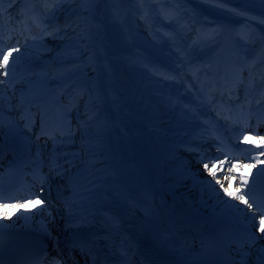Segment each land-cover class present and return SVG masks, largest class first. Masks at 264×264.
I'll list each match as a JSON object with an SVG mask.
<instances>
[{"label":"bare ground","instance_id":"1","mask_svg":"<svg viewBox=\"0 0 264 264\" xmlns=\"http://www.w3.org/2000/svg\"><path fill=\"white\" fill-rule=\"evenodd\" d=\"M225 5L248 15L263 19L264 21V0H228ZM30 7L31 4L28 0H23V2L11 7L7 3V0L3 4H0V10H6L2 23H0V31H2V28H5L11 30L10 32L13 34V37L18 36L15 42L10 41L5 45L4 51H8L13 47L19 49V52H13V57L19 56L14 67L12 65V58L9 61V68L12 69L14 74H10L8 77L0 75V81H6V83L0 85L5 97L3 102L4 127L0 130V144L3 145V159L0 160V167H16L20 170L28 168L24 167V162L28 160V153L23 151L19 137L21 135L30 137V135L24 129L25 122L16 118L15 113L17 109L20 108L23 111L28 109L32 113H37V105H39L41 109L48 110L49 117L56 111L62 109L65 112H70L67 118L73 119L76 125L82 123L80 121L81 117L79 116L81 113L87 112L88 120L89 116H94V119L88 123L87 134L85 135L81 129L76 132L75 136V142L79 145L78 150L81 151L83 160H85V163L93 165L91 172L97 177L95 191L89 209L94 213V223L88 228H77L79 224V208H73L72 215L69 213L68 205L73 202V193L74 191H79L76 187L78 181L72 176V173L76 171H73L66 173L62 179L59 177L61 183L66 188H69L59 190L50 185L51 182H56L53 177L48 178L47 184L45 185L46 190L43 193V197L58 194L59 199L68 202L64 206L59 205L58 208L56 207L57 211L54 209L53 211L51 210L55 218L54 222L52 217H49L47 213L34 215V213L39 211L38 208L34 205L26 204L24 209H0V213H8L7 216L0 214V225L6 226L3 227L2 231L11 228H21L26 231H34L48 235L42 229L41 222L43 221L48 226V230L51 233L48 237L51 238L54 246L57 244V238L64 240L65 244L63 245H65L66 249L61 250L57 258H66L68 260L72 258L75 251L80 250L79 247H72L73 243H79L88 237L91 228L94 230L99 227L100 223L107 224L106 215H110V217L113 215H121L120 217L123 220L125 215L126 224L124 223L122 228H120L117 236L118 239H123L127 244L129 243L132 255H137L139 248H147L151 252L149 255L151 256L152 254H157L156 248L161 245V243H157L158 237L154 239L156 247H149L145 243L143 244V239L140 242L136 240L137 232L139 233L141 231L138 239L143 236L142 229L145 228L147 222V204L144 202L141 192L149 189L158 203L165 220L177 233L175 236L176 239H180L178 244L174 242L169 247V258L176 259L180 256V251H185V255L187 253L188 257L192 256L194 258L193 250L198 253V248L203 247L204 240L208 245L217 243V248L221 251L219 254L220 262L218 264H231L233 258L239 259L235 253V244L229 245V241L233 238L236 240L248 239L249 230L252 226L251 217L255 215L258 220L260 215L256 211L252 212L247 210L237 214L221 203L211 188L203 183L207 179L216 185L215 179L209 175L203 164L208 163L211 167L212 163L218 165L220 160L225 159V154L221 155L217 151V143L223 149H225L224 143H230L232 151L237 153L240 152L239 149H248L247 146L249 144L251 145L250 148H253L250 141L245 142L243 139L242 141H235L236 139L232 137V133L236 132L239 135L242 132L248 133L250 130H256L255 133L250 134L264 136V104L257 103L261 92L264 90V84L257 87L254 92H249L248 94L251 103H256L255 105L250 104L251 116L247 119L248 127H245V118L241 116V106H243V112L245 114L249 111V104L245 100V95H242L241 100L239 99L237 101V96L240 98V94L245 92L243 86L238 90L240 91L239 93L233 92L231 101L225 95L223 97L224 107L221 108L219 104L213 106L207 103H201V100L206 99L205 93L208 92L209 88L207 86L204 87L203 85L205 83L200 80V90L201 88L204 89L200 98L193 93L194 90L188 87L185 88L181 96L184 99L182 105L185 104L191 108L192 112L196 115L195 120L172 128V125H169L166 119L161 104H158V98L153 93L151 94L150 88L152 85L149 79L138 97L141 105L139 112H136L138 123L133 122L128 125L127 133L130 139L128 140V151L120 153L118 148H121V145L117 143L120 140L117 136L119 129L115 123H111L112 117L107 109L109 107L108 100L106 101L105 98L108 91L111 94V89L109 90L108 86L104 85L102 78L96 73V67L100 61L95 57L94 53L96 52L94 51L97 48H101L105 53V58H109L108 54L110 53L113 55L115 52L118 54H127L128 47H126L127 45L123 39L122 46L120 45V41L119 43L114 42V39L119 37L120 33L115 28H111L112 17L105 8L106 0H103V2L97 5H92L91 17L86 23L81 25L85 31L84 39L80 43L84 50L86 49L85 59L88 66L83 69L80 75L81 77L79 76L81 79L76 80L73 85L74 87H72V91L79 98L77 101L78 104L77 106H73L67 102L69 105L63 104L62 106L65 107H59L56 110H52L54 108L49 105V100L56 94V89L58 91L61 86L52 85V92H50L46 85L34 76L42 70L52 69L59 64L61 59L57 57V54H59L61 46L68 43V37L72 34L68 35V33L61 32L55 38L47 37L42 35L40 31H33L34 27L31 29V33L26 34V31H22L24 25L20 22L18 13ZM68 7H66L64 12L59 14L58 19H62L67 13L70 14L67 11ZM84 15L88 14L85 13ZM10 17L11 23H9ZM92 24L97 25L96 29L92 28L95 32H90ZM230 25L224 30V36L221 39L222 46L228 44L225 36L231 35L232 33ZM18 31L22 33L16 34ZM24 35L29 36L22 42V36ZM3 36L5 37V35ZM40 38L43 39L42 42H38ZM2 44H5V41L2 40ZM46 47L52 48V55H45ZM154 47L152 45L149 51L157 60L161 61L159 65H162L161 69L165 70V64H163L161 57ZM90 56L93 59L89 63ZM220 60L221 66H223L230 60V54L221 56ZM119 62L122 64L112 63L111 59L107 61L111 69L115 70L114 72L120 76V80L127 82L129 81V76L124 70L125 63L123 59L121 61L119 60ZM107 63H104V65H107ZM118 66L120 67L119 69H117ZM168 69L175 72L171 67L167 68V71H169ZM22 71L25 72L22 73ZM187 78V76H184L181 78V81L186 83L185 80ZM87 79L93 85L91 91L82 86V83L84 84ZM23 90L25 92L21 95L22 93L20 91ZM111 91H115L118 96L117 98L120 99V103L124 108L128 107V102L125 100L123 92L120 89L116 87L115 90ZM11 92L17 93V100L13 102L11 99L12 111L9 112V97L13 94ZM90 97L91 102H89ZM220 99L217 95L216 100L220 101ZM21 101L23 102L21 103ZM229 107L230 109L232 108L230 111L228 110ZM20 114L18 117H20ZM9 117H12V119L9 120ZM225 117H229L230 119L224 120ZM233 121L237 122L233 123ZM36 123L40 124L39 115L36 117ZM149 126H155L163 131L162 138L168 141L170 145V150L166 155H162L160 151L147 143L148 140L145 135L147 134L146 129ZM20 130L23 131L21 132ZM37 132L38 130H35L34 134L37 135ZM36 135L33 138L30 137L32 141V155H35L37 145H39L44 159L47 161L52 144L48 142L47 147L42 146L41 142H39L40 140H36ZM82 136L84 137L83 140ZM223 139L226 140L224 143ZM89 148L95 151L96 155L93 156L89 152ZM259 151L261 149L253 148L250 152L240 153V162H254L253 158L256 157ZM201 157L204 158L203 163H198ZM259 159L264 161V157H259ZM85 163L80 168H83ZM227 167L228 165H225L223 171H217V178L221 179V182L227 187L224 177L226 175H235L237 177L236 181L233 182V187H235L239 184V173L233 172L229 174L227 173ZM262 168H264V163H257L256 167L248 173L249 185L245 191L250 189L247 198L253 204L254 210L257 202L264 204V172H260ZM43 169L44 173H50L46 165ZM186 177L189 179L194 178L193 180L196 182L195 186L189 183ZM31 185L36 186L35 183L33 184L31 182L30 184L28 182L27 185H24L23 182L20 184L23 190L25 188L28 189ZM39 186H36L38 190L35 189L37 195L40 194ZM190 187H195L200 194L197 202H192L183 195ZM69 189H71V192ZM216 189L224 200H229L228 197L223 196L220 185H216ZM230 202L232 204L239 203L235 200H231ZM113 205L114 207L111 208ZM118 206H120V210L117 209ZM239 207L242 209L245 208L243 204H239ZM21 213L26 216H32L33 218L30 220L22 219L20 218ZM256 235L260 234L256 233ZM151 236L152 234L146 236V239H150ZM161 239H159L160 242ZM261 247H264V239L257 240L251 249L245 248V251L250 252V255L247 257L248 264H256L257 250ZM54 253L55 251L53 250L52 254L55 255Z\"/></svg>","mask_w":264,"mask_h":264},{"label":"rangeland","instance_id":"2","mask_svg":"<svg viewBox=\"0 0 264 264\" xmlns=\"http://www.w3.org/2000/svg\"><path fill=\"white\" fill-rule=\"evenodd\" d=\"M70 7L78 6L71 5ZM105 8L112 17L111 28H115L120 33V36L114 39V42L119 43L120 41L122 46L123 39L127 45L126 47H128L127 54L115 52L113 55L110 53L108 54L109 58H105V53L101 48H97L94 51L96 52L94 53L95 57L100 61L96 67V73L100 75L104 85L108 86L109 90H115L116 87L120 89L128 102V107L124 108L115 91L110 90L111 94L108 91L105 95L109 106L107 109L112 117L111 123H115L119 129L117 136L120 140L117 143L121 145V148H118L120 153L128 151V140H130L127 133L128 125L133 122L138 123L136 112H139V107L141 106L138 97L149 79L152 85L150 88L151 94L153 93L158 98V104H161L166 119L169 125H172V128L195 120L196 115L191 108L185 104L182 105L184 103V99L181 97L182 93L188 87L194 90L193 93L200 98L202 96L200 80L205 83V76L203 73L197 75L195 70L207 67L209 64L215 68L217 63L221 64V56L230 54L231 57V53L238 52L239 56L245 57V62L255 76L256 89L262 85L260 77L264 76V64L260 63V61L264 60V55H262L264 53V42H261L260 37L264 36V23H261L263 19L235 10L228 5H224L222 8L217 7L212 0H106ZM237 13L240 14L237 15ZM169 15L173 18L169 19ZM75 19V13L72 15L67 13L62 19H58L55 22H47L50 25L49 31L52 30L51 24L63 26L66 22H71ZM92 25L90 32L94 31L92 28H97V25H93V27ZM229 25L232 33L225 36L228 44L225 45L224 49L218 48V43L224 36V30ZM214 28L222 29L218 39L212 44L201 42ZM36 30L40 31L38 28L33 31ZM67 31L69 32L61 31L72 35L68 37V43L61 46L60 52L57 54V57L61 59L59 64L52 69L42 70L34 76L39 78L50 92H52V85L61 86L58 91L56 89V94L49 100V105L54 109L66 103L65 99L72 102L71 105L77 106L79 98L72 91V87H74L76 80L81 79L80 75L87 63L85 59L86 51L80 43L81 40L76 39V34L71 29ZM249 34L255 43L252 40H247ZM42 40L40 38L38 42H42ZM12 41H15V37ZM152 45L155 46L154 48L161 57L163 64H165V70L161 69L162 65H159L161 61L150 53L149 48ZM44 53L45 55H52V48L46 47ZM108 59H111V62L115 64H120L119 60L123 59L125 63L124 70L129 76V81L120 80V76L114 72L115 70L111 69L109 62L107 63ZM116 60H118L117 63ZM104 63H107V65H104ZM169 67L172 70L174 69L175 72H172L171 69L167 71ZM119 68L118 66L117 69ZM247 75L248 73L245 72V76ZM165 76L175 77V79H165ZM184 76L189 78L185 80L186 83L181 81ZM82 86L91 91L93 85L87 79L84 84L82 83ZM203 86L210 88L209 83H205ZM23 87L25 88V86ZM20 92L23 95L25 91ZM16 94H11L13 102L17 100ZM262 99H264V94ZM19 113L20 108L16 110V114L19 115ZM87 115V112L79 115L82 123L88 121ZM71 125L73 129L77 126L73 120ZM146 132L147 143L160 151L162 155H166L170 150V145L168 141L162 138L163 131L155 126H149ZM32 133L33 130L29 133L30 136ZM244 135L249 134L244 132L238 141H242ZM46 139L42 140V146ZM78 146L75 142L65 150L81 154V159L77 160V167L80 168L85 163V160H83ZM240 153L242 152H233L231 154L240 157ZM220 154L223 155L224 153L220 152ZM73 171H76V168L71 169L70 172ZM43 174L48 176V178H55L56 182H51L50 185L56 187V189L66 188L61 183L59 176L47 172ZM193 179L188 178L187 180L195 186L196 182ZM69 190L71 192V189ZM183 195L192 202H197L200 198V194L195 187H190ZM57 196L58 194L54 196L56 203L50 204V211H53V209L57 211L56 207L66 204L63 199L61 200Z\"/></svg>","mask_w":264,"mask_h":264},{"label":"snow or ice","instance_id":"3","mask_svg":"<svg viewBox=\"0 0 264 264\" xmlns=\"http://www.w3.org/2000/svg\"><path fill=\"white\" fill-rule=\"evenodd\" d=\"M5 0H0V4H3ZM23 0H7V3L11 6H14L17 3H21ZM31 4V7L25 10H21L18 13V18L20 22L24 25V31H31L33 27L38 28L42 35L52 36L55 38L57 34L61 31L67 32L68 29H71L72 32L76 34V39H84V31L81 27L83 23H86L92 15V5H97L103 0H28ZM212 2L217 7H223L228 0H212ZM77 5L78 7H68L67 11L72 14H76V19L71 22H66L63 26L59 24H51L52 30L49 31L48 21H56L59 18V14L66 10V6ZM87 13L88 15H84ZM6 14V10H0V23H2L3 16ZM240 13H237L239 15ZM167 15V13H166ZM169 19H172V16H168ZM9 23H11V17L9 18ZM264 23V21H261ZM222 29L214 28L211 29L209 35L204 38L201 42L206 44H212L215 42ZM9 39H11V33L9 34ZM3 40V32L0 31V41ZM247 40H252L251 35L247 37ZM261 42H264V36L260 37ZM235 42V41H234ZM255 43L254 40H252ZM86 50V49H85ZM79 51V50H78ZM13 52H19L18 48H10L8 51H4L3 44L0 43V75L8 77L10 74H14L12 69L9 68V61L12 58V65L14 67L16 60L19 59V56L13 57ZM264 55V53H262ZM93 57H89L88 62L90 63ZM260 63L264 64V60H261ZM88 64H85V67ZM254 67V64H253ZM196 74L199 75L203 73L205 76V83L210 84V88L207 93H205L206 99L201 100V103H207L209 105L216 106L219 104L221 108L224 107L223 97L227 95L228 100H232L233 92L238 91L242 86L245 88V100L249 104V111L247 114L243 112V106H241V116L244 117V125L248 127L247 119L251 116V101L249 99V92H253L256 89V79L253 75V72L249 65L245 62V57L239 56L238 52L231 53V59L225 63L223 66L217 63L215 68L211 64L207 67H201L195 70ZM245 72L248 73L247 77ZM165 79H175V77L165 76ZM261 84H264V76L260 77ZM6 83V81H0V85ZM201 92H204V89L201 88ZM219 96L220 101L216 100V96ZM4 92L0 88V130L4 127ZM237 101H239V96H237ZM23 101H21L22 103ZM91 102V97L89 98ZM258 104H264V99L258 100ZM19 107V105H17ZM37 113H32L30 110L25 109L21 112L19 119L23 120L24 129L29 133L32 132L36 124V117H40V132L36 135V140L39 141L40 138L46 137L44 147H47L48 142H51L52 148L50 154L47 158V161L44 159L43 152L39 145H37V150L35 155H32L31 145L32 141L30 137L21 135L19 137L23 151L28 153V160L24 162V167H31L32 175L34 181L40 185V194L37 195L33 191H28L24 195H8L5 196L3 190L0 189V209H9V208H19L24 209L26 204H31L39 208V211L34 213V215H43L45 212L49 217H52L54 222V217L52 212L49 210L51 205L45 203V198H43V193L45 192V185L47 184L48 176L44 175L41 171L45 165L48 167L50 173H54L56 176L61 178L65 177L66 173H69L71 169L76 168V172L72 173L74 179L78 181L76 187L79 191H74L73 202L68 205L69 213L72 215L73 208H79V224L77 228H88L91 227L94 223V213L90 211V205L92 202V196L95 191L96 179L94 173L91 172L92 164L85 163L83 168L77 167V160L81 159L80 153H74L66 151L65 149L69 148L72 144L75 143L76 132L83 130L84 134H87L88 123L94 119V116H89L88 121H84L81 124H78L74 130L71 121L67 119L68 113L61 110L56 111L49 117V112L47 109H41L37 105ZM231 110L230 107L228 109ZM12 111L11 97H9V112ZM219 114V112H218ZM49 118L51 119V126L49 127ZM12 117H9L11 120ZM79 119V117H77ZM225 119H230L225 117ZM237 121H233L236 123ZM18 127V126H17ZM21 132L23 130H20ZM82 136V140H83ZM243 140L245 142H251L253 148H259V151L256 157L253 158L254 162L252 163H242L240 162V157L232 155L231 153H225V159L220 160L219 164L212 163L211 167L208 163H204L203 166L209 175L215 179L216 185H220V189L223 191V196L228 197L229 200H224L220 196L219 191L216 189V185L212 184L211 180H205L203 183L208 185L213 193L216 195L217 199L223 203L227 208L232 209L235 213H243L246 210L254 212L253 204L249 202L248 191H245L249 185L248 173L251 172V169L255 168L257 163H264L260 160L259 157H264V136L262 135H244ZM83 147V146H82ZM253 148L248 149H239L240 152H250ZM89 152L94 156L96 155L95 151H92L91 148L88 149ZM218 152H223V148L218 145ZM3 159V145L0 144V160ZM203 157L198 161V163H203ZM218 159V158H217ZM63 160V163H61ZM228 165L227 173L231 174L233 172L239 173L238 179L239 184L233 187V182L236 181L237 177L235 175L224 177V181L227 183V187L224 186V183L221 182V179L217 178V171H223L224 166ZM260 172H264V168L260 169ZM238 201V204H232L230 201ZM14 201V202H13ZM67 204L68 202L65 201ZM239 204H243L245 208H240ZM7 216L8 213H0ZM20 218L25 220H30L32 216L20 214ZM252 226L249 230V238L243 240L231 239L229 245L235 244V253L239 259L233 258L231 264H248L247 257L250 255L249 251H245V248L251 249L255 242L260 239H264V214H261L257 220L255 215L251 217ZM42 223V229L50 236L51 233L48 230L47 224ZM112 226L116 227L115 218H112ZM4 225H0V232H2ZM259 233L260 235H256ZM103 239V237H102ZM109 243L105 244V247L112 248L115 245L114 237L109 235L107 237ZM86 245L88 246L86 248ZM98 241L88 239L81 240L79 243H73L72 247H79L82 254H91V248L97 246ZM3 244L0 240V250H2ZM119 254L121 257H124L125 260L129 255L128 249L124 247L123 239L121 240L120 245L118 246ZM258 255L256 258V264H264V247L259 248ZM46 256L40 255H27L21 261L20 264H44ZM92 264H97L98 257L94 254L91 256ZM125 260H121L118 264H125ZM0 264H4L2 258H0ZM49 264H61L60 260L50 261ZM87 264V261H86ZM104 264H107L105 259Z\"/></svg>","mask_w":264,"mask_h":264}]
</instances>
